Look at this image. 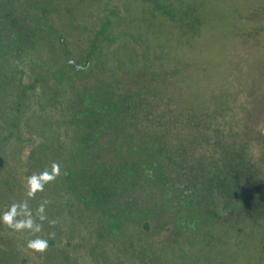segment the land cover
<instances>
[{
    "label": "rangeland",
    "instance_id": "374dc122",
    "mask_svg": "<svg viewBox=\"0 0 264 264\" xmlns=\"http://www.w3.org/2000/svg\"><path fill=\"white\" fill-rule=\"evenodd\" d=\"M32 3L39 6L26 12L42 13L37 19L41 27H35L33 42L19 53L32 59L19 62L18 75L12 67L2 70L13 81L9 94L0 98V140L11 138L10 147L0 142V264H264V221L257 218L254 206L239 207L247 217L227 214L224 222L208 218L207 225L199 231L197 226L183 239H174V232L170 236V211L148 214L134 225L124 210L118 215L122 226L117 235L103 228L105 239L94 246L89 242L94 235L82 223L88 216L75 213L82 210L81 203L70 196L66 213V189L62 190L66 173L75 181L84 175L81 159L97 158L94 149L86 151L78 142L81 124L91 128L88 113L95 121L107 122L101 123L108 139L107 131L116 126L113 112L108 121L95 114L96 106L125 108L124 103L134 100L130 89L145 92L152 82L168 88V67L176 71L171 79L175 100L182 88L194 111L213 91L219 93L216 100H222L221 84L233 79L227 71L236 72L238 80L248 72L264 92V0H163L167 11L171 7L170 16L154 12L152 0ZM118 3L121 9L116 11ZM68 59L84 68L69 66ZM12 63L8 59L5 64ZM18 90L26 91L20 115L12 114L17 111ZM102 100L109 103L101 106ZM254 102L249 110L256 122L248 125L257 126L264 136V94L259 92ZM5 117L8 126L2 125ZM263 142L255 140L254 177L242 183L244 191L252 189L257 195L264 189ZM149 148L139 140L129 147L112 146L108 159L118 160L132 173L125 177L113 171L101 179L95 173L101 170L97 164L89 179L111 193L113 185L132 189L147 165ZM133 190L142 208L158 207L146 192Z\"/></svg>",
    "mask_w": 264,
    "mask_h": 264
},
{
    "label": "trees",
    "instance_id": "16d2710c",
    "mask_svg": "<svg viewBox=\"0 0 264 264\" xmlns=\"http://www.w3.org/2000/svg\"><path fill=\"white\" fill-rule=\"evenodd\" d=\"M32 1L34 0H0V98L3 94H9V85L13 81L10 76L5 75L3 68L8 70L12 67L18 75L19 62L25 64L26 60L32 59L19 56L24 46L33 42L32 31L37 26L41 27L39 24L42 23H37V19H42V13L26 12L39 6V3L34 5ZM152 1L155 3L154 12H164L170 16L171 7L168 12L163 6V0ZM116 5V11L120 10V4ZM182 33L181 36H186ZM8 59L11 63L13 61L12 66L5 64ZM229 63L231 62L227 66ZM230 66L232 69L237 68L236 65ZM175 72L172 66L166 68L168 88L152 82L145 92L130 89L134 100L124 103L125 108L109 107L100 110V106H96L95 114L104 116L108 121L113 112L112 120L116 126L112 131H107L111 135L108 139L104 137L106 127L95 125L104 120L95 121L89 113L91 128H86L83 124L79 127L78 139L82 140L79 144L86 151L94 149L96 152L97 158L92 163L95 166L101 165V170L95 172L94 168L91 171L101 179L113 171L122 172L125 177L126 173H132V170L128 171L118 160H107L106 153L112 154V146L116 149L129 147L133 140L150 146L147 149V165L141 167L139 181L132 184V189L138 188L136 191L139 194L146 192L158 207L151 209L146 205L142 208L135 190L132 191L129 187L123 190L113 185L111 193L108 187L104 190L98 186L97 194L100 198L111 203L112 210L107 213L115 215V221H119L121 216L118 215L125 209L135 224H141L148 214L162 215L164 211H170L171 216L167 221H172L170 236L177 233L174 239H183L197 226L199 231V227L206 224L208 218L224 222L227 214L237 218L247 217L245 210L239 208L241 206H254L257 218L264 221V189L259 195L255 190L246 192L242 189L243 179L254 177L251 165L255 140H264L257 126L248 125L256 122L249 109L255 104L257 94L264 92L259 91L253 76H246L248 72L243 71V79L238 80L236 72L232 71V74L227 71L233 79L221 84L222 100H216L219 93L213 91L204 96L199 109L194 111L189 98L181 94L182 88L179 89L178 101L175 100V88L171 82ZM102 101L104 104L101 106L109 103ZM261 146L264 157V142ZM95 148L100 150L97 152ZM124 202L127 207L123 206ZM118 226L119 224L117 228ZM159 226L162 225H157L161 229ZM143 227L147 229L146 221Z\"/></svg>",
    "mask_w": 264,
    "mask_h": 264
},
{
    "label": "flooded vegetation",
    "instance_id": "af4514ba",
    "mask_svg": "<svg viewBox=\"0 0 264 264\" xmlns=\"http://www.w3.org/2000/svg\"><path fill=\"white\" fill-rule=\"evenodd\" d=\"M5 92H7V91H5ZM17 92L20 93V98H19L18 103H17L18 105L16 106L17 111H14L12 114H19L20 115V113L18 111L21 109V104L23 102L22 96H24L26 94V91L25 90H18ZM7 118L8 117H5V119H3V122H2L3 126L9 125ZM95 124L97 126H100V127L104 126L103 123H99V122L95 123ZM12 125L15 127L16 123H12ZM10 140H11V138L4 137L0 140V142L2 144H4L5 146L10 147V144H11ZM16 141L19 142V138L16 139ZM78 142L80 143V142H82V140L79 139ZM1 143H0V145H2ZM27 156H29V154L26 155V157ZM101 158L103 159V156ZM81 160L82 161H81L79 167L82 170L81 173H84V175H79L77 177L76 181L74 179H71V175L67 179L70 172L66 173L62 177V183H63L62 190L66 189V192L64 193L66 195V198L64 200L63 208L66 209V213H67V207L70 204V198H71L70 196H72L74 198V200H75L74 202L79 201L81 203L82 210H80V212H79L77 209L75 213L77 215L79 213H81L84 217L86 215L88 216L89 220L86 221V219L84 218V221L82 222L83 227H85L84 229L86 231H89L91 233V236L94 235V239H91L89 242L92 245L94 244V246H97V243L99 241H102L103 239H105L106 234L103 232V228H105L109 234L117 235V225L119 224L118 229H119L120 225L122 226V219H119V221H115V219H114L115 215L113 216L111 213L110 214L107 213V211L111 212V210H112L111 203L108 202L107 200H103L102 198H100V196L97 194V190L99 188L94 187V184L92 183V181L89 178H87L89 176L94 175L93 172L91 171V169L95 168L94 163H92L91 161L84 160V159H81ZM107 160H109V159L107 158ZM85 175L87 178L86 180H84ZM85 197H86V200H85ZM123 206L127 207L125 202L123 203ZM100 211L103 212L102 219L99 218ZM134 225H136V224L134 223ZM99 228H101V231L96 233L99 230Z\"/></svg>",
    "mask_w": 264,
    "mask_h": 264
},
{
    "label": "water",
    "instance_id": "95a60500",
    "mask_svg": "<svg viewBox=\"0 0 264 264\" xmlns=\"http://www.w3.org/2000/svg\"><path fill=\"white\" fill-rule=\"evenodd\" d=\"M68 64L71 65V66L73 65L75 68H84V66L75 65L74 61L72 59H68Z\"/></svg>",
    "mask_w": 264,
    "mask_h": 264
}]
</instances>
